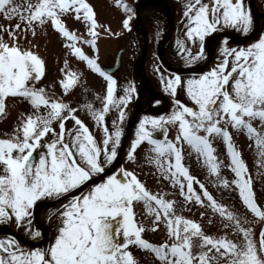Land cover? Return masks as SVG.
<instances>
[{
    "label": "snow or ice",
    "instance_id": "obj_1",
    "mask_svg": "<svg viewBox=\"0 0 264 264\" xmlns=\"http://www.w3.org/2000/svg\"><path fill=\"white\" fill-rule=\"evenodd\" d=\"M115 2L126 12L132 11L122 0ZM184 8L186 40L178 39L176 43L189 65L204 58V41L210 34L232 28L247 35L252 28V17L243 0H185ZM0 14L19 21L8 29L9 41L0 35V114L5 113L8 97L25 100L34 110L21 121L11 138H0V223L14 219L18 227L30 230L38 201L67 199L58 210L53 242L46 248L24 250L15 239L0 240V264H138L130 246L153 253L160 264H264V226L257 240L253 228L245 226L257 221L238 216L219 203L182 163V146L187 144L198 158L204 159L210 175L217 177L214 185L226 189L234 185L246 209L264 222V210L255 200L251 178L245 175L247 166L228 131L229 126L246 131L250 139H255L264 158V133L252 123L258 120L264 129V34L238 49L225 40L219 62L198 76L182 80L180 75L165 77L161 73L164 91L173 98V110L166 116L140 119L127 152V158L134 160L136 148L147 142L150 152L155 154L148 159L163 179L179 187L185 203L207 206L218 214L223 227L239 237L233 240L227 234H205L200 223L176 213L175 201L165 199L163 193H152L133 172L125 169H120L123 179L110 174L87 191L74 195L75 190L104 173L105 165L117 158L125 108L136 89L129 85L123 89V95H116L117 81L99 67L96 59L76 46L77 37L61 21L65 14L82 17L91 37L85 42L95 49L98 25L86 0H25L22 4L0 0ZM130 19H124L125 28H129ZM48 22L73 41L66 45L72 54L106 81V94L97 97L102 107L85 105L92 120L103 128L101 143L75 115L77 109L48 98L43 88L35 86L45 75V62L31 49L20 46L16 30L23 23L24 32L34 35L36 27ZM188 42L198 44L195 54ZM60 83L67 93L78 78L75 73H68ZM181 88L192 106L176 98ZM113 110L118 117L109 130L106 116ZM69 119L74 121L71 128L65 124ZM169 125L178 128L174 141L167 138ZM157 131L164 139L155 138ZM215 137L222 138L226 145L229 167L235 174L231 182L219 176L220 165L211 142ZM194 183L199 184V193ZM134 202H142L146 213L153 217V231L164 224L171 243L165 241L157 246L142 238L144 226L135 220ZM31 235L35 238L41 233L32 231Z\"/></svg>",
    "mask_w": 264,
    "mask_h": 264
},
{
    "label": "flooded vegetation",
    "instance_id": "obj_2",
    "mask_svg": "<svg viewBox=\"0 0 264 264\" xmlns=\"http://www.w3.org/2000/svg\"><path fill=\"white\" fill-rule=\"evenodd\" d=\"M243 2L253 21L250 32L245 35L235 29L225 28L210 34L204 41V58L189 65L183 58V54L179 53L176 43L178 39L186 40L184 35L185 18L183 17L185 0H140V5L143 4L144 8L138 17V26H135L136 22L131 18V26L128 30L120 29L125 36L120 35L116 39L118 49L111 52L107 64L100 62L102 69H105L117 81L116 95H123V89L129 85L136 89L125 108L126 119L122 124L123 134L117 158L111 164L105 165L104 173L94 176L86 185L75 190L74 195H79L81 191H87L92 184L102 182L110 174L115 173L123 179L120 169L133 172L145 185L142 169L145 166V153L151 146L147 142H142L134 152V160L127 158V152L134 139L140 119L144 116H166L173 110V98L164 91V86L160 81L161 73L165 77L170 74L180 75L182 80L194 75L198 76L211 70L219 62L221 47L225 40L230 47L237 49L247 47L258 40L261 34H264V0H243ZM188 43L195 54L199 50L198 44ZM91 77L93 79H78L75 86L70 88L67 93L64 91L58 98L49 94L47 89L44 88V90L48 98L77 109L75 115L89 128L96 141L101 143L103 128L92 120L85 105L91 103L96 109L102 107L101 99H97V97L103 98L106 94V81L92 74ZM176 98L182 103L192 106L182 88L178 89ZM10 100H13L11 102L13 108H11L12 106L7 108L9 105L7 100L3 120L7 119L8 121L9 117H13L16 121L8 125L2 124L9 134L8 138L12 137L21 121L34 111L31 105L21 98L11 97ZM117 117L118 113L115 110L107 114L106 126L109 130L112 128V121ZM1 120L0 118V124ZM65 124L67 128H71L74 121L69 119ZM53 127L57 132L59 131L57 123L54 122ZM177 134L178 128L169 125L167 138L174 141ZM154 135L155 138L164 139L163 134L159 131ZM1 136L0 138H3ZM66 202V198L38 201L33 209L31 229L26 231L24 227H18L14 219L0 223V240L15 239L24 250L46 248L54 240L58 210L61 204ZM143 206L142 202H134L137 222H140V212ZM32 231H39L41 236L34 238L31 235Z\"/></svg>",
    "mask_w": 264,
    "mask_h": 264
},
{
    "label": "rangeland",
    "instance_id": "obj_3",
    "mask_svg": "<svg viewBox=\"0 0 264 264\" xmlns=\"http://www.w3.org/2000/svg\"><path fill=\"white\" fill-rule=\"evenodd\" d=\"M92 7L95 13V19L97 21L98 32V51L99 61L102 64H107L111 52L118 49V41L116 40L120 35L125 36L120 30V19L123 16V12H120L114 5L112 0H86ZM133 7L138 0H126ZM136 1V2H135ZM16 3L22 4L25 0H15ZM67 30L73 33L77 37L90 36L88 27L83 21L75 18L73 14H65L60 17ZM19 23L18 20H9L0 14V35L6 41H9L8 29L10 26H14ZM19 32L20 38L18 40L21 47L25 49H31L38 54L45 62L46 71L45 75L40 81H37L35 86L37 88H45L49 94H53L55 97H59L64 93V89L61 85V80L66 78L68 73H75L78 79H93L85 69V66L77 60L66 46V42H62L57 36V31L48 22L43 26H38L35 29L33 35L31 31L24 32V24L21 23ZM128 35V34H127ZM116 40V41H115ZM110 51V52H109ZM65 61H67V67H65ZM63 69V71H61ZM8 108H13V100L8 97ZM9 116V114H8ZM7 118V117H6ZM9 120L5 119L0 124V135L3 138H8L9 134L6 129L2 127V124H11L15 122L13 117H9ZM253 126L261 133H264L259 125L258 120L252 121ZM223 126V125H221ZM228 131L232 137V143L236 150L241 154L242 160L247 166L246 177H250L252 181V188L255 193V200L261 209L264 210V158L260 155V150L255 139H250L246 131H237L229 126ZM203 134V133H201ZM212 147L215 149L214 155L220 165L219 176L222 179H226L231 182L235 179V174L229 167L230 158L226 151V145L222 138L215 137L211 139ZM183 165L189 169L190 174L205 185L209 193L219 202L227 206V208L238 216L247 217L250 221H257L246 227H252L255 237L259 238V232L264 222H260L255 218L242 204L238 191L235 190V186L232 185L229 188H223L218 184L214 185V181L217 180L216 176L210 175L207 167L205 166L204 159L198 158V155L192 151L189 146L183 145ZM150 148L145 153V166L143 175L145 176V186L154 194H164L165 199L175 201V211L177 214L182 215L185 218L192 219L202 226V230L205 234L218 237L227 234L230 239L237 240L239 237L231 232V229L224 228L221 223V217L218 214H213L211 209L207 206L201 207L193 202L185 203L184 198L180 195H176V187L170 184V181L163 179L161 173L156 169V165L151 163L148 159L149 156L155 155L151 153ZM194 189L199 193L201 190L199 184H193ZM201 212L204 213L201 216ZM143 215V221L140 224L144 226L142 238L152 243L153 245H161L165 241L169 240L166 228L163 223L154 231L152 230L153 217L148 215L145 208L141 210ZM142 220V217H141ZM211 221V222H210ZM130 251L134 258L138 261V264H160L155 258L153 253L146 250H142L137 246H130Z\"/></svg>",
    "mask_w": 264,
    "mask_h": 264
},
{
    "label": "bare ground",
    "instance_id": "obj_4",
    "mask_svg": "<svg viewBox=\"0 0 264 264\" xmlns=\"http://www.w3.org/2000/svg\"><path fill=\"white\" fill-rule=\"evenodd\" d=\"M143 8H144V5L143 4L137 6V8H136L137 9V12L141 14V12L143 11ZM136 18H138V17H136Z\"/></svg>",
    "mask_w": 264,
    "mask_h": 264
}]
</instances>
